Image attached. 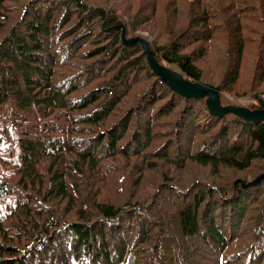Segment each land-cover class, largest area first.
Listing matches in <instances>:
<instances>
[{
    "label": "trees",
    "instance_id": "16d2710c",
    "mask_svg": "<svg viewBox=\"0 0 264 264\" xmlns=\"http://www.w3.org/2000/svg\"><path fill=\"white\" fill-rule=\"evenodd\" d=\"M143 26L160 66L262 109L264 0H0V264H264V121L178 93Z\"/></svg>",
    "mask_w": 264,
    "mask_h": 264
},
{
    "label": "water",
    "instance_id": "95a60500",
    "mask_svg": "<svg viewBox=\"0 0 264 264\" xmlns=\"http://www.w3.org/2000/svg\"><path fill=\"white\" fill-rule=\"evenodd\" d=\"M137 42L143 45L151 68L162 80L169 82L173 89L187 98H207V106L213 115L222 116L224 114L232 113L247 121L256 123L264 121L263 101L261 102L262 109L255 111L240 106H222L220 100L221 92L219 88L201 82L188 81L179 72L160 66L153 57L149 44L144 40L136 38L127 42V44H134ZM258 182L259 181H255L253 184Z\"/></svg>",
    "mask_w": 264,
    "mask_h": 264
},
{
    "label": "rangeland",
    "instance_id": "374dc122",
    "mask_svg": "<svg viewBox=\"0 0 264 264\" xmlns=\"http://www.w3.org/2000/svg\"><path fill=\"white\" fill-rule=\"evenodd\" d=\"M19 3H20V1L19 2H17L16 4L17 5H19ZM22 3L23 4H25V3H29V0H22ZM111 7H112V9H113V11H116L117 9L120 11H123L124 12V15L126 16V18H121V20L124 22V25H126L125 27L127 28V30L129 31L131 28H132V26H130L129 24H128V17H130V16H136V14H137V11H138V8H139V5L137 4V3H134V4H132V5H129L128 6V3L127 2H117V1H113L112 3H110L109 4ZM137 10V11H136ZM148 12L149 13H151L152 12V7H150L149 6V9H148ZM137 17H139V19L141 18V16H139V15H137ZM137 37H138V39H140V40H144V39H147L150 43H152V42H154V36H153V32H152V30L151 29H149L147 26H143V27H140L139 28V30H138V32L135 34ZM144 38V39H143ZM145 41V40H144ZM161 41V43H163L164 42V39H161L160 40ZM199 43H195L194 45H193V47H192V50H194V49H197V47H199ZM219 45H221V44H218V46ZM149 47H150V45H149ZM151 49V48H150ZM191 50V51H192ZM252 51H255V49H252ZM212 55V54H211ZM255 55V54H254ZM254 55H253V57H254ZM208 56L210 57V55L208 54ZM208 59V58H207ZM254 61H253V58L252 59H250V57H248V54H246V56H245V60H244V64H243V67H242V74H241V85L239 86V89H240V91H244L249 85H250V82H251V77H252V75H253V70H254V68L252 67V63H253ZM199 66L202 68V69H204V70H206V71H208L209 70V68H210V64H209V62H208V60L207 61H202V62H199ZM145 78V81H146V77H144ZM142 81V83H141V85L138 87L139 89L140 88H142V87H144V81H143V79L141 80ZM242 89H244V90H242ZM248 90V89H247ZM248 91H250V90H248ZM250 93H252V92H250ZM221 95L226 99V100H228V101H230L231 100V94H229V93H224V92H222L221 93ZM230 95V96H229ZM250 95H252V94H250ZM241 96H243V95H241ZM240 97V96H239ZM232 101V100H231ZM255 101H258V100H255ZM253 102V99L252 98H244V97H241L240 99H239V102H237V103H234L235 105H233V106H240V107H246V105H249V104H251ZM197 107H199L198 105H197ZM247 108V107H246ZM252 111V110H251ZM198 124H199V122H197V124L194 126V127H197L198 126ZM191 130V127H189V131ZM188 131V132H189ZM166 168L165 169H163L164 171H168V172H171V170L169 169V168H171V166L170 165H166L165 166ZM194 172L197 174V175H203V176H207V171H202V170H200V169H196V168H194ZM259 173V171L257 172V171H255L254 172V174L253 175H256V174H258ZM233 178H247V179H252V176L250 175V174H246V173H244V174H242V173H237L236 175H234L233 176ZM137 182H139L138 180H137ZM140 186H139V190H141V192L142 191H144V192H146L148 189H149V192L148 193H150L151 191L153 192L154 190H153V188L150 186V181H144V180H142V182H140ZM258 204V203H257ZM257 204H255L254 206H256Z\"/></svg>",
    "mask_w": 264,
    "mask_h": 264
},
{
    "label": "bare ground",
    "instance_id": "6f19581e",
    "mask_svg": "<svg viewBox=\"0 0 264 264\" xmlns=\"http://www.w3.org/2000/svg\"><path fill=\"white\" fill-rule=\"evenodd\" d=\"M137 11V10H136Z\"/></svg>",
    "mask_w": 264,
    "mask_h": 264
}]
</instances>
